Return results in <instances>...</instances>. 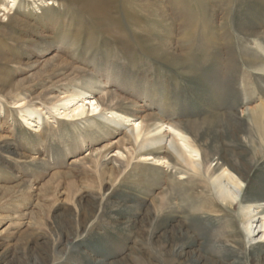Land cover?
<instances>
[{"label":"rangeland","instance_id":"1","mask_svg":"<svg viewBox=\"0 0 264 264\" xmlns=\"http://www.w3.org/2000/svg\"><path fill=\"white\" fill-rule=\"evenodd\" d=\"M102 1L106 12L93 15L67 0H0V264H160L176 235L188 236L182 264H210L213 254L264 264V241L247 251L237 238L213 243L228 216L199 217L193 192L169 211L172 169L145 178L150 167L138 164L128 136L140 121L221 130L219 110L256 113L264 0ZM74 93L85 95L50 109ZM89 99L121 118L61 115ZM249 130L258 149L264 122ZM157 211L166 223L155 229ZM25 246L28 258L18 261Z\"/></svg>","mask_w":264,"mask_h":264},{"label":"bare ground","instance_id":"2","mask_svg":"<svg viewBox=\"0 0 264 264\" xmlns=\"http://www.w3.org/2000/svg\"><path fill=\"white\" fill-rule=\"evenodd\" d=\"M67 1L79 5L80 8L93 15L103 14L107 10V5L102 0ZM14 19L9 18V21H14ZM165 59H168L169 64H171L170 61L178 64L172 59ZM251 65L255 67L257 63L251 61ZM78 92L83 91L78 90ZM83 93L81 94L85 95ZM79 95L75 93L65 95L58 105L50 103V109L58 111L57 106L60 104L65 109L68 104L78 99ZM105 98L107 100L108 95H105ZM229 110L230 114L220 110L216 112L214 122L222 126L221 130H207L197 121L179 126L165 124L163 120L150 124L140 121L136 127L129 129L128 136L133 145L132 151L136 155L135 158L141 159L138 164L150 167V170H141L145 178H155V171H151L154 168L160 175L161 170L158 167L161 165L172 169L171 175H167L165 184L168 201L166 207L169 211L176 209V204L172 203L176 197L184 193L190 195V191L193 192L194 194L191 195L203 203L202 207L196 209L199 217L228 216L225 220L223 235L213 237V243L221 248V244L226 239L237 238L243 250L247 251L252 248L251 244L264 241V174L262 175V172L260 176L258 172L259 169L261 171L264 168L259 163L264 156V138L260 147L256 149L252 142L253 133L249 130L259 122H264L262 115L264 105L260 106L256 113L247 111L245 119L238 116L236 105L229 107ZM38 111L42 112L40 109ZM104 112H106L105 107L96 100L89 99L83 100L69 112L64 110L61 115L63 114L66 118H84L85 116L86 120L93 116L97 122L95 124L114 123L115 118H121V115L115 111H112L109 117L104 115ZM25 113L29 117L32 116V112L28 110ZM89 113L93 114L88 115ZM22 119L27 122L25 117ZM89 121L90 123L95 122L94 120ZM164 128L169 132L164 134ZM116 159L120 158L117 157L109 163L115 166ZM148 162L157 165H147ZM161 211H157L155 229L166 223L161 219ZM187 237L176 235L167 240L163 246V250H168L167 255L160 264H182L181 259L188 247L185 240ZM30 249L25 246L21 251L22 256L17 257V260L26 261ZM245 259L248 263L249 260H256V257L250 255ZM37 260L38 263L44 264L43 258L38 257ZM224 261L225 257L222 254H213L209 259L210 264H226Z\"/></svg>","mask_w":264,"mask_h":264}]
</instances>
